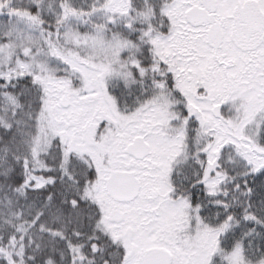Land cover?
<instances>
[{
  "label": "snow or ice",
  "instance_id": "1",
  "mask_svg": "<svg viewBox=\"0 0 264 264\" xmlns=\"http://www.w3.org/2000/svg\"><path fill=\"white\" fill-rule=\"evenodd\" d=\"M0 264H264V0H0Z\"/></svg>",
  "mask_w": 264,
  "mask_h": 264
}]
</instances>
